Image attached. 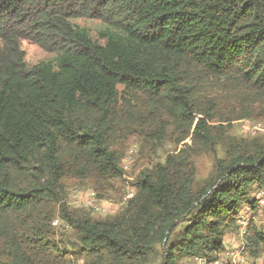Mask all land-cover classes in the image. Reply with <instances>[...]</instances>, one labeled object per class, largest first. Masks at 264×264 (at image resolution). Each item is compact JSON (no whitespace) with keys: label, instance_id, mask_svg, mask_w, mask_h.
I'll return each instance as SVG.
<instances>
[{"label":"trees","instance_id":"obj_1","mask_svg":"<svg viewBox=\"0 0 264 264\" xmlns=\"http://www.w3.org/2000/svg\"><path fill=\"white\" fill-rule=\"evenodd\" d=\"M77 19L99 20L98 39ZM23 40L55 58L28 67ZM221 81L239 106L226 122L264 118V0H0V264H72L45 223L69 172L123 177L111 147L121 93L141 100L138 129L165 113L177 142L223 144L224 158L198 182L188 154L168 156L141 173L120 215L96 221L60 205L61 218L91 264H149L158 246L160 264L214 263L264 189V137L213 132L218 98L202 92ZM247 244L264 255V230Z\"/></svg>","mask_w":264,"mask_h":264},{"label":"rangeland","instance_id":"obj_2","mask_svg":"<svg viewBox=\"0 0 264 264\" xmlns=\"http://www.w3.org/2000/svg\"><path fill=\"white\" fill-rule=\"evenodd\" d=\"M73 23L86 28L93 40L98 39L97 32L101 28L99 20L77 19ZM20 46L28 67H33L40 62L53 61L55 58V54L44 51L31 42L23 40ZM210 87L202 93L209 94L211 97L212 89L213 97L218 98L217 106L212 109L216 115V119L211 123L214 133L217 132L218 127H221L219 133L225 139L229 136L236 140L252 141L258 137H264V118L254 116L249 119L226 122L227 117L235 118L239 106L235 107L233 93L228 90L223 81L214 82ZM121 95V105L117 113L118 123L114 127L116 135L111 141V147L119 157V163L124 172L123 177L119 180H104L92 172L86 174L82 172V175H77L76 170L69 172L59 184L60 205H65L67 211L74 216L83 214L90 216L92 220L106 221L120 215L129 201L134 198L135 183L141 173L164 164L168 156L179 157L180 154L182 156L188 154L186 163L188 166H194L196 181L202 182L212 175L216 159H223L226 153L223 144H218L213 152L196 149L189 135L182 142H177V137H181V134L176 130L173 119L165 113H160V121L156 119L149 124V127L142 126L138 129L136 121L140 117L138 113L139 107L142 106L141 100L137 102L134 97L124 93ZM144 99L149 100L150 105H158L157 102ZM222 99L225 100L222 102ZM251 197L255 201V208L245 206L239 213L237 221L238 223L245 220L246 235L240 236V225L236 223L225 235L224 251L215 262L264 264V255L254 257L250 247L247 246V238L251 237L254 230H264V189L254 190ZM60 205L56 206L50 223H45V229L49 232L48 241L61 251L62 256L70 259L72 264H91L92 261L82 254L81 243L73 228L61 218ZM162 247L155 248L149 264H160L164 251ZM196 259L184 258L180 264H209L203 259Z\"/></svg>","mask_w":264,"mask_h":264},{"label":"built area","instance_id":"obj_3","mask_svg":"<svg viewBox=\"0 0 264 264\" xmlns=\"http://www.w3.org/2000/svg\"><path fill=\"white\" fill-rule=\"evenodd\" d=\"M261 203H262V202H261ZM239 223H240V226H241V228H240V236H244V235H246V233H247L246 222H245V220H241ZM196 260H198V259H196ZM214 264H222V263H220V262H215Z\"/></svg>","mask_w":264,"mask_h":264}]
</instances>
